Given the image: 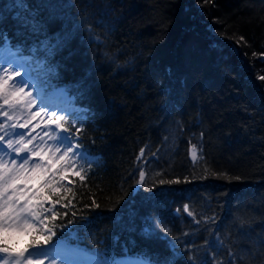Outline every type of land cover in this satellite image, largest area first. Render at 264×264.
Instances as JSON below:
<instances>
[{
  "label": "trees",
  "instance_id": "1",
  "mask_svg": "<svg viewBox=\"0 0 264 264\" xmlns=\"http://www.w3.org/2000/svg\"><path fill=\"white\" fill-rule=\"evenodd\" d=\"M14 3L0 0V27L26 62L35 56L29 70L45 93L67 92L66 127L76 121L70 131L81 129L78 142L93 159L80 161L84 181L69 169L61 196L52 197L61 201L58 234L75 221L61 242L111 261L170 255L166 245L177 237L176 264H189L185 244L208 264L226 261L229 249L242 264H264V0H24L39 14V35L9 18L23 15ZM65 30L71 42L48 55L45 35ZM142 167L146 183L137 191ZM153 185L163 195L146 201ZM185 204L197 219L215 216V225H196ZM147 216L163 220L168 240L159 230L141 234ZM217 237L223 247L205 246Z\"/></svg>",
  "mask_w": 264,
  "mask_h": 264
},
{
  "label": "snow or ice",
  "instance_id": "2",
  "mask_svg": "<svg viewBox=\"0 0 264 264\" xmlns=\"http://www.w3.org/2000/svg\"><path fill=\"white\" fill-rule=\"evenodd\" d=\"M11 7L23 10V15L16 12L9 18L24 32L35 35L43 33L39 14L33 13L31 5L24 3V0H15ZM49 7L57 6L49 5ZM4 23L6 19L0 17V25ZM88 31L90 39H93L91 30ZM72 39V31L65 30L55 37L50 38L45 35L40 46L48 55H52L57 49L67 46ZM94 39L99 42L98 37ZM12 49L7 31L0 27V52L6 51L5 55L0 56V101H2L0 103V264H122L115 259L107 260L104 253L99 250L92 253L93 258H80L77 250L61 242L60 237L75 221L69 220L66 225H60L58 234L56 205L61 201L53 200L52 197L61 196V187L68 179L69 169L75 170L72 175L84 181L85 174L80 161L91 164L93 159L88 157L87 152L78 142L81 129L76 128L75 135L70 131V127H76V121H72L70 127H66L69 122L65 119V114H62L63 110L53 111L54 106L47 103L44 96L34 90L35 84L32 82L29 67L35 56L27 58V62L22 63L24 57L20 49L16 48L15 51ZM44 69L48 72L52 71L47 64L44 65ZM259 79L264 80V76ZM39 121L44 123L39 124ZM146 148L147 146L140 149L137 161L144 159ZM152 155L155 156L156 153ZM191 155L194 163L202 158L198 157L195 145L192 146ZM146 175L142 167L135 190L138 191L146 183ZM159 183L162 185L165 181L161 180ZM154 187L155 185L145 188L146 201L163 195L153 191ZM119 203L120 201H117V204ZM69 205H71L70 200L62 207L67 208ZM93 206L99 207L95 201ZM183 212L191 217L196 225L202 221L213 225L216 223L215 216L197 219L196 214L187 204L183 206ZM75 215L73 213V216ZM135 215V212L129 210L132 223L135 221ZM82 219L86 220V218ZM120 219L114 216V224H119ZM157 230L164 234L158 237L159 239L168 240L171 230L163 226V220L159 217H145L141 234L147 238H154L157 237ZM184 235L188 236L189 233ZM22 238L26 239V243L23 247H16ZM177 240V237L168 240L166 247L170 255L159 253L150 257L146 253H140L139 264H176V257L183 255V252L177 251ZM217 244L223 247L219 237L215 242L205 241V246L215 248ZM184 248L189 253L187 257L189 264H208L207 260H196L191 254L192 245L185 244ZM242 259L229 249L226 261L214 260L213 264H242Z\"/></svg>",
  "mask_w": 264,
  "mask_h": 264
},
{
  "label": "rangeland",
  "instance_id": "3",
  "mask_svg": "<svg viewBox=\"0 0 264 264\" xmlns=\"http://www.w3.org/2000/svg\"><path fill=\"white\" fill-rule=\"evenodd\" d=\"M6 54V51L5 52H0V56H3ZM24 61V60H23ZM23 61H21L22 63H24ZM19 70V69H18ZM32 82L35 84V91H37L38 94H42L44 96V99L47 103H49L50 105L54 106L53 107V111H56L58 109H62L63 112L69 110L70 108V104H68V101H69V97L67 96L66 92L62 89H55L53 91H51L50 93L46 94L44 93V88L39 86L37 84V82L34 80V78H32ZM0 103H2V101H0ZM23 122V121H21ZM33 123H37V121H33ZM44 123L43 121H39V124H42ZM25 238H22L19 242V244L16 245V247H23L24 246V243L22 242H25ZM66 244V243H65ZM67 246H69L67 244ZM73 246L74 250H77V251H80L81 249H79L78 246H75V245H71ZM71 248V247H70ZM78 253V256L80 258H84V259H89V258H93V257H84L82 256L81 253L77 252ZM117 261H121L122 264H139V260L137 258H133V257H125V258H119V259H115Z\"/></svg>",
  "mask_w": 264,
  "mask_h": 264
}]
</instances>
